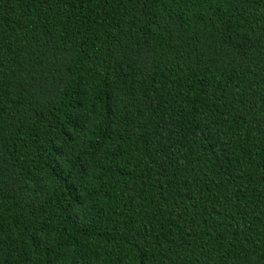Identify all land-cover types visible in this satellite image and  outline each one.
Segmentation results:
<instances>
[{
	"label": "trees",
	"instance_id": "obj_1",
	"mask_svg": "<svg viewBox=\"0 0 264 264\" xmlns=\"http://www.w3.org/2000/svg\"><path fill=\"white\" fill-rule=\"evenodd\" d=\"M0 264H264V0H0Z\"/></svg>",
	"mask_w": 264,
	"mask_h": 264
}]
</instances>
